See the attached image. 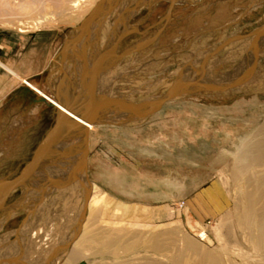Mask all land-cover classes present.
Instances as JSON below:
<instances>
[{"label": "rangeland", "instance_id": "obj_1", "mask_svg": "<svg viewBox=\"0 0 264 264\" xmlns=\"http://www.w3.org/2000/svg\"><path fill=\"white\" fill-rule=\"evenodd\" d=\"M75 15L65 19L52 17L56 21L41 28L26 24L28 16L25 19L12 15L7 21H0V63L17 60L22 54L15 63L29 61L39 67L35 72L38 74L57 52L45 75L55 96L78 106L86 115L115 109L107 118L115 119L116 123L136 115L120 109H133L160 99L171 90L184 89L185 93L151 113L147 123L165 110L180 112L178 118L159 126L162 129L174 125L176 128L168 130V136L183 140L182 145L172 142L170 171L185 172L178 167L177 156L188 159L196 150L209 148L213 144L211 139L221 144L216 157L206 156L216 166L214 178L194 192L202 194L216 183L218 191L212 197L216 202L208 201L210 197L206 193L198 203L197 215L191 218L189 204L183 199L152 206L125 202L108 193L132 204L126 214L120 215L124 213V205L103 203L95 220L98 227L111 230L110 234L121 232L123 237L121 234L112 237L119 240L117 246L121 247L115 255L98 254L89 248L87 252L94 253L91 257L87 253L89 257L67 263L65 258L71 243L66 244L78 226L75 221L79 202L72 204V208L54 206L53 213L48 214L49 200L45 199L50 193L51 200L59 194L64 197L70 188L64 155L69 153L72 158L71 140H61L58 149L51 145L47 156L38 162V168L31 169L24 181H19L43 139H6L3 136L7 131H0V264H138L148 259L168 264L148 244L150 237L165 231L171 236H161L162 244L169 246L173 237L170 246L181 250L188 240L197 249L213 251L222 260H233V264L255 263L259 253L246 243L249 231L239 226L237 215L244 213L243 196L256 192V187L245 176L233 178V167L240 148L253 142L255 133L264 124V0H98L86 16L79 19ZM117 37L112 53H105L111 46L107 41ZM70 38L73 41L69 44ZM78 70L81 73L77 77ZM31 76L26 81L39 83ZM138 122L141 121L96 124L103 130L89 138L90 150L86 153L89 182H92L89 173L96 167L90 158L94 154H101L111 163H137ZM201 136L206 140L200 138L194 143ZM50 154L53 156L49 157ZM46 162L52 169L49 168L48 179L44 180ZM73 177L71 183L77 184ZM165 182L160 180V186ZM30 187L35 197L38 193L36 198L27 191ZM177 189L175 198L182 196L188 187L182 186L180 192ZM44 209H47L45 213ZM107 226L113 229L108 230ZM128 245L134 247L126 252L122 246Z\"/></svg>", "mask_w": 264, "mask_h": 264}, {"label": "bare ground", "instance_id": "obj_2", "mask_svg": "<svg viewBox=\"0 0 264 264\" xmlns=\"http://www.w3.org/2000/svg\"><path fill=\"white\" fill-rule=\"evenodd\" d=\"M97 1L98 0H0V21H7V19L10 18L12 15H13V17L15 15H18L19 18L25 17V19H27L29 17V21L26 24H28V25L31 24L30 27L34 26L35 28H38V27L41 28L43 26H46V25L56 21V20H53L52 17L65 19L64 17L67 18L69 16H72V15L74 16V14H76L75 17L78 16L80 19V17H82L83 15L86 16L88 14V12L90 13V10L94 7V5L96 4ZM48 11H50V12H48ZM52 11H53V13H52ZM97 11H98V9H96L94 11V14H96ZM18 21H20V20H18ZM19 31H20V29H19ZM109 36H111V35H109ZM117 39H118V37L115 38L114 40L107 41L108 44H110L111 46L109 47V45H108L109 48L106 49L105 53H107V54L112 53V48H113L115 42L117 41ZM72 41H73V38L72 39L70 38L68 43L70 44V42H72ZM11 66H12V64H11ZM11 66H9V65L5 66L2 63H0V69H3L10 76L9 79L7 80L8 85L11 86L14 84L13 86L16 88L19 86H22V87L28 88V90L30 89L32 92H34L39 98H41L47 104H50V105H52V107H55V109H57V111L60 114V116L57 120V124L54 125V127L51 129V131L46 136V138H44L41 141L38 148L36 149L34 157L32 158L30 164H28V166L25 168L23 175L20 177L21 180L24 181L25 176L27 175V173L31 169L36 170L38 168V166H37L38 162L40 161L41 157L47 156L48 149L50 148L51 145L52 146L54 145L58 149V146H59V143L61 140L69 138L72 142V147H73L72 158L70 159L69 153L68 154L65 153L66 155H64V157L67 158L65 160L66 166L65 165L62 166V167L65 166V168L67 167V169H69L68 172L66 169V172L68 173V177H69V174H71L70 176H72L69 178L67 177V181L70 182V183L67 182L68 185L70 186V188L68 189L69 186L67 187L68 192L64 197L60 196V194L58 196H57V194H55L57 197L54 196L55 198L53 197V199L51 200L50 198H52L51 197L52 193H50L49 195L46 196L47 198L45 199L46 201L51 200L50 202L48 201V203H47L49 205L47 207L48 210L46 209L47 211H49V212H47L48 214L53 213L52 212L53 209L57 206H60L61 204H62V207H64V208H72L74 203L78 204L76 201L79 202V206H78L79 211L76 214L77 219L75 221V223L78 226L75 224L77 226L76 230L73 233H71V235L68 237L69 239H68L66 246H68L69 243H71V246H70L69 251H67L65 261H67V263L68 262L69 263H77L78 260L85 259L84 256L87 257L88 254H90V257H91L94 253H92V252L88 253L87 250L89 248H92V250L94 249L98 254L115 255L116 251L121 246L120 247L117 246V244L119 243V240L113 239L112 237H113V235L119 236L121 234V232H120V234H116L115 233L116 231H115L114 234L113 233L110 234L111 230H109V229H113V227L109 228L107 226L108 230H109L108 231L109 234H108L106 226L105 227L103 226L104 228H102L100 226L98 227V224H96L97 222L95 221L96 217L99 216L97 214L100 213V209H101L102 204L105 203V205H107L108 203H111L112 201L110 199H107L108 197L102 191V189H100L94 183L89 182V185L86 183V178H87L86 175H87V169H88V160L86 157V153H87V150H88V152L90 150L89 138L91 136H96L98 133H100L103 130L102 129L103 127H100V126L96 125L95 123L89 122V120H88L89 117H86V114L84 115V113L80 112L78 106L76 107V105L75 106L71 105L68 101L58 99L55 96V94L53 93L52 89L50 90L43 83H35L31 80L29 82L26 81V77L30 74H34L37 71L38 66H35L34 64L30 63L29 61L27 62L24 60H21L18 63H16L14 68H13V66L12 67ZM110 68L111 67L109 66V69ZM79 73H81V70H78V72H76L77 77H78ZM11 78L13 81H11ZM1 88L2 87H0V99L2 100V95L4 94V92L6 90L1 89ZM115 112H117V111H115ZM23 116H25V115H23ZM34 116H35V113L33 114V117ZM33 117L32 118L26 117V119L17 122L15 124V128L13 129V131H14L13 136H9L6 139H12V138L16 137L21 132L22 128L26 127L31 122H33V120H34ZM111 118H113V117H111ZM254 137H255V140L253 142L251 141L250 143H248L246 145L244 144V146H242L240 148L238 154L235 155L236 157L234 159V163H235L234 166L235 167H233L234 168L233 169V178H240L242 176H245L247 178V182H251V183L255 184L256 192L249 193V194L246 193L245 197L243 196L244 201H245L244 213L240 214L239 216L237 215V218H239V226L242 229L244 228L245 230L247 229L249 231V239H248V241H246V239H244V241H246V243H248L249 247L252 248V250L254 249V250L258 251V253H259L258 260L256 259L257 261L255 263L250 262V264H264V124L261 126L260 129H258V132L255 133ZM59 150H62V148ZM55 153H57V152H55ZM55 153H54V155H55ZM50 156L52 157L53 155L50 154L49 157ZM49 162H50V160H49ZM49 162H46L47 166L44 167V169H43L45 172H43L41 170L43 172L42 176H43V178H45L44 180H46V178L48 177L49 168L52 169L51 167L48 166ZM69 164H71V165H69ZM53 166H54V164H53ZM55 170L58 172L57 169H55ZM63 174H65V173H63ZM63 174L59 173V175H63ZM57 175H55V176L57 177ZM29 176H31V175H29ZM40 176H39V178L38 177H35V178L40 179ZM73 176L76 177L77 184H75L76 181L74 182V184L71 183L70 178H74ZM30 178H29V180L31 181L32 179H30ZM60 178H61V176H60ZM65 178H66V174H65L64 179ZM44 183H45V181H44ZM34 184H36V182ZM46 184H50V183H46ZM51 184H52V182H51ZM250 184H248V185L250 186ZM40 185H41V183H40ZM45 186H47V185H45ZM49 186H51V185H49ZM38 187H40V186L38 185ZM60 187L61 186H59V188ZM65 187H66V183H65ZM32 188L31 187L28 188L27 191H30V194L32 195V197L36 198L38 193L36 194V197H35V195L33 194L34 189H32ZM53 188H54V186H53ZM53 188L50 187L51 190H53ZM40 189H42V186ZM40 189H39V191H40ZM4 190L6 191L5 188H4ZM46 192L47 191H45V193ZM81 192H83V196H82ZM26 193H29V192H26ZM43 193L44 192H42V194ZM46 210L44 209L43 213H45ZM84 211H85V214H83ZM30 212H32V211L30 210ZM57 213L61 214L59 212H57ZM82 215H83V217H82ZM43 217H44V215H43ZM105 228H106V230H105ZM239 230H240V228H239ZM112 231H114V230H112ZM122 232H125V231H122ZM165 232L159 233L158 235L156 234V236L153 235V237H150L148 239L149 242L148 241L147 242H148V244L150 243V245H151V246H149V248H151V250L153 252L159 254V256L165 258V260L167 261L168 264H233L232 263L233 260L232 261L229 259L225 260V258H224V260H222L221 259L222 257L220 258L218 256V254L214 253L213 251L207 252V251L197 249L195 246L192 245L193 243L191 244L188 240L184 241L185 245L181 250H180V248H175V246H170V245H172L171 242L173 243V241H171V239L173 237H171V239L169 240V246L166 243H163L164 244L163 245L161 243L162 239H160V237L163 235L168 236L171 234V233H165ZM169 232H171V231H169ZM126 234H127V232H126ZM122 237H123V235H122ZM173 239H175V238H173ZM164 240L165 239L163 238V241ZM167 243H168V240H167ZM165 244H166V246H165ZM133 247L134 246H130V245L122 246V249L124 248V250L125 251L127 250L126 252H128L129 250H132ZM221 249H224V248H221ZM82 251L83 252L85 251L86 254H84ZM235 254H237V253H235ZM238 254H239V251H238ZM241 255H242V253H241ZM221 256H224V255H221ZM88 257H89V255H88ZM241 257H243V255ZM238 258H239V256H238ZM244 258H245V254H244ZM248 259L246 258V260H248ZM161 261H162V259H161ZM245 262H241L238 264H249V263H247V262L245 263ZM252 262H254V261H252ZM138 264H161V263H157V261H156V263L151 262L148 259V261L143 260V262H139Z\"/></svg>", "mask_w": 264, "mask_h": 264}, {"label": "crops", "instance_id": "obj_3", "mask_svg": "<svg viewBox=\"0 0 264 264\" xmlns=\"http://www.w3.org/2000/svg\"><path fill=\"white\" fill-rule=\"evenodd\" d=\"M36 50L42 52L46 51ZM56 53L57 52H55L52 59L56 56ZM19 58L17 60L7 61L5 64L1 63L7 66H11V63H14L12 64L14 68L15 62H17ZM52 59L41 73H34V75L30 74L33 80L43 83L50 90L51 87L45 75L48 73ZM42 68L43 67L39 70ZM5 74L7 75L8 73L0 69V87L6 90L2 95V100L0 99V131H7V134L3 137L7 138L13 136V126L17 122L26 119V117L32 118L35 113L33 122L22 128L21 132L14 138H46L57 122L60 116L59 112L55 107L47 104L27 88L22 86L16 88L13 86L14 84L11 86L8 85L7 80L10 76H5ZM11 81H13L12 78ZM166 111L167 110L149 123H147L149 119L148 116L145 120L136 124V126L140 127L138 133H135V136L138 138V161L136 164L133 165L125 162L111 163L101 154L90 156L93 162H96L95 168H97L92 169L89 173L92 182H95L112 202L124 205V213L121 212L120 215L126 214L131 209L130 206H132V204L121 202L111 195L125 202L152 206L159 203H172L183 199L189 204L190 215H188V217L191 218L197 215L198 203L202 201L206 193H208L210 197V199L207 198L208 201L216 202L212 199L218 191L216 183L208 187V190L202 192V194H194V192L197 187L205 186L214 178L216 166L212 165V163L209 162L211 158L208 160L206 156L210 154L216 157L221 144L215 139H211L213 140V144H209V148L203 147L202 149L196 150L191 154L190 158L185 159L183 155L177 156V159H175L178 161V167L180 166L181 169H185V172H183V170L180 172L179 169L170 171L168 165L171 161L170 156L172 154L170 152L172 150V142L182 145L183 140H172L170 136H168L170 134L168 130L170 131V129L176 128L174 125H168L160 129L159 126H161L162 123H170L172 118H178V115H180L178 114L180 112L174 110H168L169 112ZM50 122L51 125L48 127ZM200 138L205 139L202 136L198 137L194 143L198 142ZM97 162L99 165H97ZM160 180H165V184L160 186ZM169 180L175 181L176 183H167ZM117 186H120V189H118ZM168 186H173L174 189L169 190ZM182 186L188 187V189L184 191L182 196H177V198H175L173 195L174 191H176L177 187H180V189H177V191L180 192ZM189 224L191 225V222Z\"/></svg>", "mask_w": 264, "mask_h": 264}, {"label": "water", "instance_id": "obj_4", "mask_svg": "<svg viewBox=\"0 0 264 264\" xmlns=\"http://www.w3.org/2000/svg\"><path fill=\"white\" fill-rule=\"evenodd\" d=\"M185 93L184 89H180L178 91L176 90H171L169 93L165 94L162 98L157 99V100H153L147 103H144L142 105H139L133 109H128V108H124V109H120V112L126 111V112H131V113H135L136 115L134 116H130L128 118H125L123 121L116 123L115 119H110L107 117H110L111 113H114L113 109H109V110H105V112L102 113L103 114H95V112L93 114L90 115H86V117H89V122L91 123H95V124H113V125H121L124 123H128L131 121H143L145 120V118H147L151 113H153L154 111H156L161 104L170 101L171 99L179 96L180 94ZM143 110V111H142ZM119 112V111H118ZM117 113V112H115ZM85 115V114H84ZM91 119V120H90ZM57 124V122L55 123V125ZM87 177V175H86ZM19 181H22L21 178ZM86 183L89 185V181L86 178Z\"/></svg>", "mask_w": 264, "mask_h": 264}]
</instances>
